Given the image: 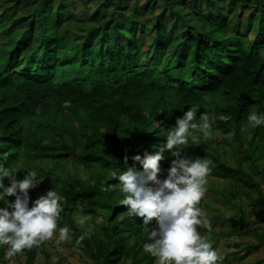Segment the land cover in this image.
<instances>
[{
	"label": "trees",
	"instance_id": "16d2710c",
	"mask_svg": "<svg viewBox=\"0 0 264 264\" xmlns=\"http://www.w3.org/2000/svg\"><path fill=\"white\" fill-rule=\"evenodd\" d=\"M189 107L196 123L208 114L212 134L194 131L183 151L212 161L216 195L237 208L222 217L226 233L257 237L246 256L264 247L240 195L264 220V125L247 120L264 112V0H0V162L17 179L37 169L29 206L54 188L57 226L68 221L77 237L91 228L80 242L90 264H152L150 228L106 189L112 171L142 168L132 157L159 151ZM198 231L214 248L217 232ZM24 251L34 264L37 247Z\"/></svg>",
	"mask_w": 264,
	"mask_h": 264
},
{
	"label": "clouds",
	"instance_id": "9594fccd",
	"mask_svg": "<svg viewBox=\"0 0 264 264\" xmlns=\"http://www.w3.org/2000/svg\"><path fill=\"white\" fill-rule=\"evenodd\" d=\"M194 116L191 107L178 116L159 151L146 152L143 156L135 154L132 159L139 161L142 168L130 166L110 174L118 177V182L109 184L106 190L118 189L122 194L119 204L127 206L128 215L142 218V225L150 228L143 250L155 258L154 264H218L223 259L198 231V227L209 231L213 227L208 214L199 206L212 161L199 156L193 158L183 150L189 140L198 142L194 131L208 139L212 125L207 113L201 112L199 123L194 121ZM219 119L228 121L230 115L221 114ZM247 120L253 128L264 125V112L251 111ZM227 135L231 137L232 132ZM166 149L173 159L167 169H162L160 162L166 158ZM162 172L166 175H161ZM4 177L9 178L8 184L4 183ZM39 180L36 168H27L23 178L17 179L16 172L0 162V201L4 202L0 206V246H6L4 257L9 264L25 248L53 237L59 246L71 238L67 225L57 226L63 197L54 188L32 200L29 206V189ZM9 196L15 198L9 200ZM90 231L91 228L78 237L75 244L79 245Z\"/></svg>",
	"mask_w": 264,
	"mask_h": 264
},
{
	"label": "rangeland",
	"instance_id": "374dc122",
	"mask_svg": "<svg viewBox=\"0 0 264 264\" xmlns=\"http://www.w3.org/2000/svg\"><path fill=\"white\" fill-rule=\"evenodd\" d=\"M199 136L202 135H198V137ZM221 181V178L212 175L207 178L206 191L204 193L206 202L202 207L210 218L213 226L212 229H214L219 236V240L214 248L218 253L222 251L228 252L230 254V264H264V247L253 249L246 256H242L248 245L257 241V237L252 231L246 229L244 233L233 232L229 235L226 233L231 226L228 225V221L222 220V217H228L232 212L237 211V208L230 206L225 200L223 201L216 195L217 185ZM240 195L242 196L244 207L250 211L249 216L256 222V226H264V220L261 219L259 210L248 201L244 191L241 190ZM3 203L4 202L0 201V206H2ZM75 212L79 220L84 219L83 214L80 212V207H77ZM65 225H67L70 230L71 238L59 246L54 243L55 237L36 246L37 254L34 264L91 263L92 259L88 255V252L83 249L82 243L79 245L75 244L78 237L75 236L74 229L71 227L70 223L66 221ZM206 235L208 236L207 233ZM5 247L6 246H0V264H9V260L4 257ZM25 259L26 255L24 250L11 258L13 264H23ZM154 260L152 264H154Z\"/></svg>",
	"mask_w": 264,
	"mask_h": 264
}]
</instances>
